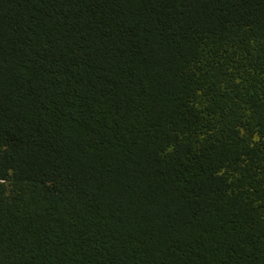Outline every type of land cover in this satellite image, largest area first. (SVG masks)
I'll return each mask as SVG.
<instances>
[{
  "label": "trees",
  "instance_id": "obj_1",
  "mask_svg": "<svg viewBox=\"0 0 264 264\" xmlns=\"http://www.w3.org/2000/svg\"><path fill=\"white\" fill-rule=\"evenodd\" d=\"M0 264H264V0H0Z\"/></svg>",
  "mask_w": 264,
  "mask_h": 264
}]
</instances>
